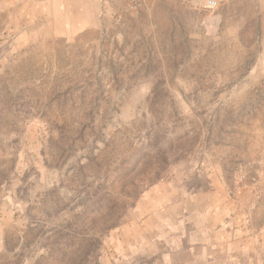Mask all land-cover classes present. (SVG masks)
I'll return each instance as SVG.
<instances>
[{
  "label": "rangeland",
  "instance_id": "1",
  "mask_svg": "<svg viewBox=\"0 0 264 264\" xmlns=\"http://www.w3.org/2000/svg\"><path fill=\"white\" fill-rule=\"evenodd\" d=\"M170 223L264 264V0H0V264H168Z\"/></svg>",
  "mask_w": 264,
  "mask_h": 264
},
{
  "label": "crops",
  "instance_id": "2",
  "mask_svg": "<svg viewBox=\"0 0 264 264\" xmlns=\"http://www.w3.org/2000/svg\"><path fill=\"white\" fill-rule=\"evenodd\" d=\"M170 209H172L171 211H173V209H175V207H170ZM179 209V208H178ZM173 219V218H172ZM222 222H227V216H225L224 218H221ZM174 220V219H173ZM163 224L165 225L166 223L163 222ZM171 227V232H169V236H171V239H169L167 241V251L170 254L169 258H168V264H193L192 263V257L193 255L197 254V253H201V251L197 252V250L203 249V247H205L206 251H208L207 247L210 246V235L209 232L207 231V236L203 239L202 244L203 247L196 248L195 242L191 241L190 238H193V236H186L185 235V239H183V236L181 235V232L179 230V228H177V232H173L175 231L174 229V223H170ZM226 227L228 226L227 224ZM230 229L225 228V230H222V235L226 234L229 235L227 236L225 239L221 240L219 239L215 245V247L219 248L220 252H221V257L223 262L221 264H234L235 262H237L236 264H250L251 262V256H250V245H249V239L247 238L246 240L243 239L242 241V245H243V252L245 250V253L242 254V258L241 259H235L233 257V255L230 253V249L231 252L233 251V246H234V233H233V224H230L229 226ZM172 233V234H170ZM177 234V235H176ZM194 239V238H193ZM190 241V242H189ZM229 247V251L227 250ZM176 254V255H175ZM209 255V254H208ZM210 256V255H209ZM209 256H205V261H210L211 258H209Z\"/></svg>",
  "mask_w": 264,
  "mask_h": 264
},
{
  "label": "built area",
  "instance_id": "3",
  "mask_svg": "<svg viewBox=\"0 0 264 264\" xmlns=\"http://www.w3.org/2000/svg\"><path fill=\"white\" fill-rule=\"evenodd\" d=\"M198 1L204 2L205 6L211 10L217 9L222 2V0H198Z\"/></svg>",
  "mask_w": 264,
  "mask_h": 264
}]
</instances>
